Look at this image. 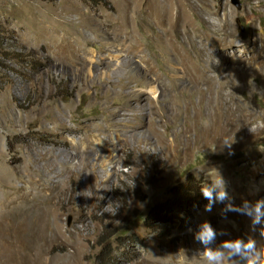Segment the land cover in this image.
<instances>
[{
  "label": "rangeland",
  "instance_id": "rangeland-1",
  "mask_svg": "<svg viewBox=\"0 0 264 264\" xmlns=\"http://www.w3.org/2000/svg\"><path fill=\"white\" fill-rule=\"evenodd\" d=\"M127 1L0 0V264H148L171 247L195 264L179 249L193 247L182 235L203 221L200 188L214 173L229 170L247 201L264 199L255 195L264 184V0H140L128 35L113 36L115 6ZM147 3L161 13L148 15ZM69 10L91 23L59 17ZM50 22L71 40L81 35L91 74L57 64L35 38ZM99 54L112 66L95 67ZM130 58L160 82L155 90L128 77ZM230 94L244 127L229 146L213 123ZM84 125L95 129L85 141L75 131ZM105 145L116 148L112 162ZM230 218L232 239L264 248V224L253 232L248 217Z\"/></svg>",
  "mask_w": 264,
  "mask_h": 264
},
{
  "label": "bare ground",
  "instance_id": "bare-ground-1",
  "mask_svg": "<svg viewBox=\"0 0 264 264\" xmlns=\"http://www.w3.org/2000/svg\"><path fill=\"white\" fill-rule=\"evenodd\" d=\"M135 1L136 2H133L132 0H128L127 3L124 6H121V7L120 6H115L116 9H117L115 22L113 23V25L110 28L111 33L113 34V36L117 35V33H116L117 31L116 30H120V33L121 34L123 33L125 35H128V33L130 32L129 29H130V24H131V16L129 15V12L132 9L135 10V11H138L139 9L142 8L140 0H135ZM121 5H123V4H121ZM157 6H158V4H157ZM145 7H146L148 15L149 14L154 15L155 13H161V10L159 9L160 7L159 8L150 7V5H148V3L146 4ZM71 15H72V13L70 12V10L66 11V12L59 13V17L61 19L65 18L67 20L76 21L77 23H79L81 25H86V26H88L91 23V17H88L86 15H75L74 18L71 19L70 18ZM178 15H176L175 17L172 18V20L174 19L172 21L173 24L176 21L180 20V19H178V17H180ZM80 16H82V17H80ZM67 17H69V18H67ZM147 18H146V21H147ZM41 21L45 22L46 20L45 19H41ZM178 24H181V20L179 21ZM184 25L187 28H189V30L191 32L195 30L194 28H191V25L189 23H184ZM228 28H229L228 25H225L224 28H223L225 30L224 39L225 40L227 39L226 42L223 43V45L226 48L225 50H227V52H228V54H227L228 57L230 59L231 58L234 59V58H236L235 53L234 54H230L229 51H228L230 47H233L232 44H231V41H228L229 37L231 36L229 34ZM112 30H114V31H112ZM67 33H69V32H67ZM96 33H97V31H96ZM30 34L31 35L33 34L32 30H30ZM36 35L42 36V37H38V36L35 37L38 41H47L49 43L50 52L53 54V57L56 60L57 64H63V65L70 64L75 69L78 68L79 70L87 69L89 67V65L92 64V61L90 59H88L89 56L86 53H83L81 51V49L79 48V45H78L79 42L77 40H79V41L81 40L80 39L81 35L77 36L76 40H71L69 38V36L66 37V35L63 34L61 32V30L53 22H50L49 25H47V23L43 24L38 29V32L36 33ZM230 40H231V38H230ZM104 49L105 50L101 51V53H105L107 51L111 52V50L108 49V48H104ZM102 55H104V54H99L98 55L96 61H98L99 63L95 67H97L98 69L103 71V70H106L107 68H109L110 66H112L113 63L110 61V59L108 57L106 59H103ZM199 56H201V55H199ZM89 58H92V57H89ZM238 58H239V56H238ZM81 61H83L84 63H81ZM127 61H128V64H127L128 77H132L133 76L134 80H136V82L139 85L148 86L150 88V90H155L156 87L158 85H160V82L158 83L157 81H155V80H153L151 78L149 79L147 77V75L145 73H143L136 65L131 64V61H132L131 58H130V60L128 59ZM147 62H148V60H147ZM230 66L232 68H235L236 64L232 63ZM91 68L92 67H89V73L90 74L92 72ZM201 72L202 71H200V75H201ZM202 77H203V75H202ZM107 80H108L107 82L111 83L112 79H111V74L110 73H108V75H107ZM228 81L230 82V80H228ZM131 95H132V101L136 100V99H138L140 97V94L138 92L137 93L132 92ZM221 107H222V115H221V120L222 121H218L217 120L216 122L213 123V124H215V126L219 130V132L221 131V133L217 134V135L215 134L214 137L216 139L218 138L219 140H222V141L225 140L226 141V140L234 138L235 137L234 133L236 131H241L243 129L244 122H243L242 119H244V118L241 119V116H242L241 109H239V107L235 104V98H233L231 96V94L228 95L227 98L223 97V99L221 100ZM207 108H208V106H207ZM85 130H88V132H85ZM94 130L95 129H94V127L92 125H84V126H80L77 129H75V131H79V132L82 133V135L84 136V138H83L84 141L87 140L91 136V133ZM79 145H80V143L77 144V146H79ZM106 147H107V145H105V148ZM89 148L90 147H87L86 150L88 151ZM75 149L76 150H81L83 148L79 147V148H75ZM115 150H116V148H108L107 147V150H106V154L107 155L104 154L105 151L102 154L103 155L102 157H105L104 161L111 160V162H112L114 160L113 153L115 152ZM142 152H144V151L142 150ZM263 167H264V165H263ZM262 173H263V168L257 170L254 173L253 176L258 177L259 175L261 176ZM217 174L222 175L226 179V181L228 182V191H229V189L231 187L235 188V194H236V197H237V200H238L239 203H243L245 200L248 199L247 194H245L241 190H239L237 185H233V182L230 180V171L229 170H225V171H222V172L217 171L216 173L213 174V179H215L217 177ZM263 185H262V187H258L255 190V195H258L259 193H261L264 190V186ZM230 198H231V202L233 203L234 201H233L232 196H230ZM226 203H228V201H226L225 204ZM225 204H221V203L215 204L211 212L205 211V207H204L203 211H202V219H203V221H199V223H196V222L194 223L193 221L189 222L190 223V227H191L189 229H191V232H187V233H185L182 236H183L184 240H187V239L191 240L192 243H193V247L192 248L190 247V249H187L185 246H183L181 249H179V251H181V255H183V256L192 255L193 257L196 258V263L195 264H204V261L202 260V258L200 256V254H202L204 246L201 244V247H195V244L197 243V241L194 239L195 232L198 230L199 225L201 223H203L204 221H207V222L211 223L212 226L214 228H216L217 230H223L226 233V235H224V236H219L218 235L217 239H216L215 243L212 245V247L218 246L224 240L233 238L232 237V234H233L232 225H234L235 223L231 221V218H230L231 213H228L227 220H224L222 218V215H221V211L225 207ZM190 246H192V245H190ZM178 258H179L178 250H176L173 247H171V248H167L165 250V252L161 256L160 255H154L151 259H149L148 264H165L166 261L172 262L173 264H181V262H180L181 260L179 261ZM182 262H186V261L182 260Z\"/></svg>",
  "mask_w": 264,
  "mask_h": 264
},
{
  "label": "clouds",
  "instance_id": "clouds-1",
  "mask_svg": "<svg viewBox=\"0 0 264 264\" xmlns=\"http://www.w3.org/2000/svg\"><path fill=\"white\" fill-rule=\"evenodd\" d=\"M224 143L230 146L229 142L224 141ZM200 192L203 199L208 201L205 211L211 212L215 204H225L228 201L221 211L224 220H227L228 213L246 216L251 221L250 227L253 232L256 231L257 226L264 224V199L255 203L245 200L241 205L233 204L228 191V182L222 175L217 174V177L211 179L210 183L201 186ZM218 235L224 236L226 233L223 230L218 232L207 221L201 223L194 234V239L204 246L201 257L204 264H230V262L264 264V248H258L255 239L249 237L245 240L237 237L224 240L218 246L212 247ZM261 235H264V229L261 230Z\"/></svg>",
  "mask_w": 264,
  "mask_h": 264
},
{
  "label": "water",
  "instance_id": "water-1",
  "mask_svg": "<svg viewBox=\"0 0 264 264\" xmlns=\"http://www.w3.org/2000/svg\"><path fill=\"white\" fill-rule=\"evenodd\" d=\"M233 4H235V6L237 8H240V2L238 0H233ZM237 22L239 23V20L237 19Z\"/></svg>",
  "mask_w": 264,
  "mask_h": 264
},
{
  "label": "trees",
  "instance_id": "trees-1",
  "mask_svg": "<svg viewBox=\"0 0 264 264\" xmlns=\"http://www.w3.org/2000/svg\"><path fill=\"white\" fill-rule=\"evenodd\" d=\"M261 105H264V104L261 103Z\"/></svg>",
  "mask_w": 264,
  "mask_h": 264
}]
</instances>
